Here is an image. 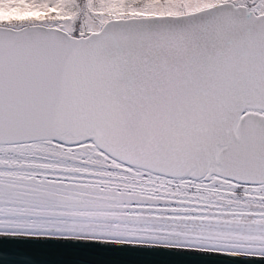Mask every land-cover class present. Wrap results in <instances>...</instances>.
<instances>
[{"label": "snow or ice", "instance_id": "6c2138e0", "mask_svg": "<svg viewBox=\"0 0 264 264\" xmlns=\"http://www.w3.org/2000/svg\"><path fill=\"white\" fill-rule=\"evenodd\" d=\"M0 237L264 262V0H0Z\"/></svg>", "mask_w": 264, "mask_h": 264}, {"label": "water", "instance_id": "95a60500", "mask_svg": "<svg viewBox=\"0 0 264 264\" xmlns=\"http://www.w3.org/2000/svg\"><path fill=\"white\" fill-rule=\"evenodd\" d=\"M174 251L177 250L51 238L0 237V264H218L209 259L219 258L172 253ZM228 259L244 262L253 258Z\"/></svg>", "mask_w": 264, "mask_h": 264}]
</instances>
